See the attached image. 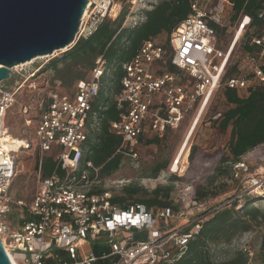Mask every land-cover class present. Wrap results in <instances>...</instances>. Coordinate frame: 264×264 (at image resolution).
I'll return each instance as SVG.
<instances>
[{
  "label": "built area",
  "instance_id": "built-area-1",
  "mask_svg": "<svg viewBox=\"0 0 264 264\" xmlns=\"http://www.w3.org/2000/svg\"><path fill=\"white\" fill-rule=\"evenodd\" d=\"M230 7L229 0H194L190 14L170 35L169 53L158 43L148 41L122 66L121 90L114 96L122 113L110 128L122 140L117 152L135 159L141 136L162 138L166 132L178 129L192 112L195 126L215 93L224 87L243 90L256 84L264 88V31L250 40L256 52L244 59L242 76L223 79L235 47L251 22L249 16L239 17L229 44L220 49L212 25L222 27V18ZM119 8L114 0H87L76 41L90 35L105 18L112 14L115 18ZM258 18L264 19V10ZM56 54L12 67L8 80L14 75L18 80L9 87L0 83V240L7 255L17 264L171 263L169 249L185 248L191 234L199 229L197 220L168 230L175 217L170 209L149 211L137 203L124 207L112 204L109 192L95 193L91 187L98 170L90 162L82 165L91 105L106 73L102 57L96 59L87 77L69 91L50 89L36 101L20 105L22 116L32 115L28 124L31 119L37 121L35 193L27 206L11 200L9 190L15 176L12 155L17 153L6 149L8 130L4 117L16 103L20 90L31 88L36 78L46 73L42 69ZM166 59L175 72L164 71ZM37 60L41 63L31 67ZM24 142L19 151L29 148ZM47 154L52 155L54 168L44 176L42 165ZM250 195L264 197V176L246 179L235 199ZM14 207L21 218L13 226L5 217ZM101 248L107 251L97 255L95 251ZM239 249L252 255L244 246Z\"/></svg>",
  "mask_w": 264,
  "mask_h": 264
},
{
  "label": "trees",
  "instance_id": "trees-1",
  "mask_svg": "<svg viewBox=\"0 0 264 264\" xmlns=\"http://www.w3.org/2000/svg\"><path fill=\"white\" fill-rule=\"evenodd\" d=\"M193 1L157 0L148 5L151 8L143 9L142 13L135 15L142 21L141 23L138 21L134 26L124 25L129 12V5L125 3L116 18H105L90 35L77 39L61 57L53 58L42 69L43 72L52 71L51 82L53 84L58 82L61 90L67 92L76 82L87 77L98 57L103 58L106 73L101 79L98 96L91 105L89 133L83 144L81 161L82 165L90 162L98 170L97 179L108 178L114 174L125 157L117 152L122 145L121 138L110 130L111 124L119 121L122 113L114 101V96L121 90L122 66L129 63L143 43L148 41L158 43L169 53L170 35L173 29L190 14ZM229 2L231 7L222 18V27L212 25L217 37H221L227 31L225 24L227 20L234 22L246 15L251 18V22L235 47L223 79L242 76L244 59L256 52V48L250 45V40L261 36L264 31V19L258 18V13L264 10V0H229ZM160 36H166L165 43L155 40ZM163 66L164 71L175 72V68L170 66L167 59ZM222 97L228 108L219 114L212 122V126L219 133H225L230 128L229 141L226 149L219 155L213 174L204 184L193 186L191 201L195 206H201L208 199L219 196L225 184L217 181L221 178H233L232 176L237 178L239 166H244L243 157L264 145V88L256 84L243 90L224 87ZM167 133L169 131L164 136ZM162 138L146 134L139 138L137 147L154 144ZM194 151L193 148L190 158L194 156ZM53 168V159L47 158L42 165L43 175H49ZM158 168L156 173L162 170L164 165ZM172 180L177 178L172 177ZM243 183L239 185L240 189L237 190L236 195L240 193ZM94 192L102 191L95 189ZM143 192L138 187H123L120 195L113 196L111 202L122 207L137 203L144 205L149 211L170 209L175 216L183 215V204L173 202L170 198V187H157L149 195ZM259 203H264V197L250 195L241 200L232 199L206 215H197L194 218L199 225L197 233L191 234L183 250L169 249L173 259L169 264H264V231L260 235L258 250L251 256L237 249L229 258L217 261L214 250L221 245H230L241 234L250 231L253 226L264 224V207L263 209L256 207ZM171 229L173 228L168 225V230Z\"/></svg>",
  "mask_w": 264,
  "mask_h": 264
},
{
  "label": "rangeland",
  "instance_id": "rangeland-1",
  "mask_svg": "<svg viewBox=\"0 0 264 264\" xmlns=\"http://www.w3.org/2000/svg\"><path fill=\"white\" fill-rule=\"evenodd\" d=\"M156 1L114 0V4L120 6V11L122 5L128 3L129 12L125 18L126 26H134L139 21L135 15L142 13L145 9L151 8L148 5ZM108 18L114 19L113 14ZM236 22H229L227 20L225 23L227 31L221 37H216L220 49H225L229 44L234 34ZM165 37L160 36L155 40L165 43ZM62 51L64 52V50ZM63 52H57L55 58L61 57ZM40 63L41 60H37L31 67H36ZM51 75L53 74H50V72L43 73L36 78L31 88L26 87L20 90L16 97V103L6 112L4 117V125L7 127L8 135L14 139L24 140L29 145L28 149L20 150L17 154L12 155L15 162V176L9 190V196L14 203L21 201L26 206L35 193V169L38 154L34 132L37 121L36 119H31V123L28 124L27 119H30L32 115L29 117L22 116L20 105L36 101L50 89L61 90L60 87L56 86V83L53 84L51 82ZM16 80H18V77L14 75L10 80L3 81L1 85L9 87ZM227 108L221 89L215 93L212 101L201 114L194 132L187 141V147L180 159L177 172H171V165L172 162L173 164L176 162L175 160L180 149L192 129L195 112L186 115L178 129L169 131L160 141L150 145L138 146L137 157L135 159L125 156L120 168L114 174L108 178L97 179L91 187L93 190L107 191L111 194V197L120 195L122 188L127 186L141 188L144 191L143 193L147 195L157 187H170V198L173 202L175 204L180 202L183 204V215L175 216L169 222L171 228L177 229L193 221L197 215H206L211 210L229 203L232 199H235L237 190L240 189L239 185L248 177L252 175L264 176V145L257 147L243 157L242 163H244V166L243 168L239 166L240 170L237 172V178L232 176L233 178H221L217 181V183L225 184V188L219 196L208 199L201 206H195L191 201L193 186L204 184L213 174L219 155L226 149L228 144L230 128L225 133H219L212 126V122ZM193 148L195 150L194 156L190 158ZM47 158L53 157L51 154H47L43 158V162ZM163 165L164 168L156 173V170L159 169L158 167ZM172 177H176L177 180H172ZM256 207L263 209L264 203H259ZM22 213H25V211ZM20 218V213L14 207L12 213L5 217V221L8 224L12 223L14 226L13 223L20 221ZM263 231L264 224L253 226L250 231L241 234L230 245H221L214 248L217 261L229 258L235 250L243 246L254 254L258 250L260 235ZM101 251H107V249L101 248L99 251H95V253L99 255Z\"/></svg>",
  "mask_w": 264,
  "mask_h": 264
},
{
  "label": "water",
  "instance_id": "water-1",
  "mask_svg": "<svg viewBox=\"0 0 264 264\" xmlns=\"http://www.w3.org/2000/svg\"><path fill=\"white\" fill-rule=\"evenodd\" d=\"M87 0H0V83L11 68L69 49ZM0 264H12L0 240Z\"/></svg>",
  "mask_w": 264,
  "mask_h": 264
},
{
  "label": "bare ground",
  "instance_id": "bare-ground-1",
  "mask_svg": "<svg viewBox=\"0 0 264 264\" xmlns=\"http://www.w3.org/2000/svg\"><path fill=\"white\" fill-rule=\"evenodd\" d=\"M33 61L34 60L32 59L31 62H33ZM31 62H28V63H31ZM196 126H197V123H196L195 126L192 127L190 133L188 134V137L186 138L184 144L182 145V147L180 149V152H179V154H178V156H177V158L175 160L176 162H174V164L172 162L171 172L175 173V172L178 171V164H179L180 159H181V157H182V155H183V153H184V151H185V149L187 147V141H188L189 137L192 135V133L194 132ZM5 141H6V149H12L15 153H18L19 152V150H18L19 147H21L22 145H25L24 140L14 139V138L10 137L9 135H8L7 138H5ZM1 242H2V245H3V240H1ZM6 253H8V252H6ZM8 256H9V259H10V261H11L12 264H17L14 261V259H13V257L11 255L8 254Z\"/></svg>",
  "mask_w": 264,
  "mask_h": 264
}]
</instances>
